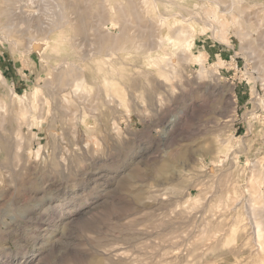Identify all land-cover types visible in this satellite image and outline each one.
<instances>
[{
    "label": "rangeland",
    "instance_id": "374dc122",
    "mask_svg": "<svg viewBox=\"0 0 264 264\" xmlns=\"http://www.w3.org/2000/svg\"><path fill=\"white\" fill-rule=\"evenodd\" d=\"M11 1L0 264H264V0Z\"/></svg>",
    "mask_w": 264,
    "mask_h": 264
},
{
    "label": "bare ground",
    "instance_id": "6f19581e",
    "mask_svg": "<svg viewBox=\"0 0 264 264\" xmlns=\"http://www.w3.org/2000/svg\"><path fill=\"white\" fill-rule=\"evenodd\" d=\"M6 1V0H5ZM8 1V0H7ZM11 1V0H10ZM44 1V0H43ZM46 1V0H45ZM48 1V0H47ZM219 1V0H218ZM11 2H14L15 4H17V5H15L14 7H12V8H17V10H16V12H20V13H23L25 10H23L22 9V0H14V1H11ZM25 2V1H24ZM36 2V1H35ZM131 2H133V1H131ZM156 2V1H155ZM172 2V1H171ZM31 3V2H30ZM78 3V2H77ZM76 3V4H77ZM101 3V2H100ZM134 3V2H133ZM132 3V4H133ZM172 3H174V2H172ZM177 3V2H176ZM10 4V3H9ZM26 4V3H25ZM37 4V3H36ZM55 4V3H54ZM57 4V3H56ZM75 4V3H74ZM93 4V3H92ZM131 4V5H132ZM171 4V3H170ZM24 6V5H23ZM29 6V5H28ZM38 6H40V4L38 5ZM44 6V5H43ZM49 6V5H48ZM134 6V5H133ZM145 6V5H144ZM25 7V6H24ZM74 7V6H73ZM135 7V6H134ZM32 8H34V7H32ZM36 8V7H35ZM38 8V7H37ZM40 8H41V6H40ZM122 8V7H121ZM6 9V8H5ZM30 9V8H29ZM102 9V8H101ZM118 9H120L119 7H118ZM226 9V8H225ZM234 9V8H233ZM14 9H12V11H13ZM43 10V9H42ZM109 10V9H108ZM123 10V9H122ZM5 11V10H4ZM3 11V12H4ZM9 11V10H8ZM15 11V10H14ZM38 11V10H37ZM41 11V10H40ZM88 11V10H87ZM6 12V11H5ZM10 12H11V10H10ZM44 12V11H43ZM123 12V11H122ZM6 14V13H5ZM14 14V13H13ZM67 14V13H66ZM115 14V13H114ZM181 14V13H180ZM17 15V14H16ZM15 15V16H16ZM28 16H27V18L28 19H31V18H33L34 19V15H35V12H28V14H27ZM39 15H41V14H39ZM72 15V14H71ZM98 15V14H97ZM159 15V14H158ZM161 15V14H160ZM101 16V15H100ZM99 16V17H100ZM138 16V15H137ZM174 16V15H173ZM21 17V16H20ZM24 17V16H23ZM13 18V17H12ZM15 18V17H14ZM98 18V17H97ZM125 18H127V17H125ZM163 18V17H162ZM32 19V20H33ZM94 19V18H93ZM165 19V18H164ZM8 20V19H7ZM36 20H37V18H36ZM126 20V19H125ZM43 21V20H42ZM114 21V20H113ZM168 21V20H167ZM34 22V21H33ZM38 22H40V21H38ZM38 22H37V24H38ZM104 22V21H103ZM128 22V21H127ZM208 22V21H207ZM36 23V22H35ZM43 23V22H42ZM42 23H39V25H44V24H42ZM97 23V22H96ZM105 23V22H104ZM122 23V22H121ZM165 23V22H164ZM98 25V24H97ZM166 25V24H165ZM11 26V25H10ZM38 26V25H37ZM58 26V25H57ZM80 26V25H79ZM124 26V25H123ZM81 27V26H80ZM83 27V26H82ZM90 27V26H89ZM139 27H141L140 25H139ZM83 29H85V28H83ZM147 29V28H146ZM43 30V29H42ZM142 30H144V29H142ZM170 30H172L171 28H170ZM170 30H168V31H170ZM80 31V30H79ZM83 31V30H82ZM85 31V30H84ZM96 31V30H95ZM125 31V30H124ZM146 31V30H145ZM150 31V30H149ZM85 32H88V31H85ZM114 32V31H113ZM121 32H122V30H121ZM49 33V32H48ZM61 33V32H60ZM84 33V32H83ZM105 33V32H104ZM103 33V34H104ZM75 34V33H74ZM77 34V33H76ZM82 34V33H81ZM84 34H86V33H84ZM103 34H101V35H103ZM114 35V34H113ZM117 35V34H116ZM115 35V36H116ZM69 36V35H68ZM114 36V37H115ZM86 37H88V35L86 34ZM106 37V36H105ZM29 38V37H28ZM37 38V37H36ZM48 38V37H47ZM102 38H104L103 36H102ZM101 38L99 37V40H100ZM153 39V38H152ZM32 40V39H31ZM33 40H35V39H33ZM187 40V39H186ZM38 41V40H37ZM51 41V40H50ZM90 41V40H89ZM93 41V40H92ZM101 41H103V40H101ZM106 41V40H105ZM105 41H104V43H105ZM115 41V40H114ZM163 41V40H162ZM68 42V41H67ZM80 42V41H79ZM113 42V41H112ZM116 42V41H115ZM147 42V41H146ZM97 43H98V41H97ZM35 44V43H34ZM40 44V43H39ZM55 44V43H54ZM115 44V43H114ZM113 43H112V46L114 45ZM117 44V43H116ZM137 44V43H136ZM50 45V44H49ZM92 45V44H91ZM96 45V44H95ZM104 45V44H103ZM102 45V46H103ZM55 46H57L56 44H55ZM110 46V45H109ZM120 46V45H119ZM183 46V45H182ZM53 47V46H52ZM86 47V46H85ZM53 48H57V47H53ZM113 49H114V47H112ZM75 49V48H74ZM96 49V48H95ZM118 49V48H117ZM140 49V48H139ZM145 49V48H144ZM59 50V49H58ZM71 51V50H70ZM76 51V50H75ZM110 51V50H109ZM148 51H150V50H148ZM58 52V51H57ZM101 53V52H100ZM111 53V52H110ZM147 53V52H146ZM158 53V52H157ZM84 54V53H83ZM88 54V53H87ZM112 54V53H111ZM110 54V55H111ZM60 55V54H59ZM92 55V54H91ZM105 55V54H104ZM109 55V54H108ZM107 55V56H108ZM116 55V54H115ZM115 55H114V57H115ZM155 56V55H154ZM92 57V56H91ZM103 57V56H102ZM161 57V56H160ZM159 57V58H160ZM62 58V57H61ZM101 58V57H100ZM120 58H122V57H120ZM157 59H158V56L156 57ZM162 58V57H161ZM188 58V57H187ZM200 57H197L196 59L197 60H199L200 61V63H201V59H199ZM119 59V58H118ZM165 59V58H164ZM184 59V58H183ZM65 61V60H64ZM117 61V60H116ZM107 62V61H106ZM83 63V62H82ZM108 63V62H107ZM106 63V64H107ZM62 64V63H61ZM65 65H66V63H64ZM131 64V63H130ZM72 65H74V64H72ZM76 65H77V63H76ZM76 65H75V67H76ZM107 65H109V64H107ZM111 65H113V64H111ZM115 65V64H114ZM114 65H113V67H114ZM78 66V65H77ZM89 66V65H88ZM93 66V65H92ZM116 66V65H115ZM171 66V65H170ZM186 66V65H185ZM57 67V66H56ZM124 67V66H123ZM174 67V66H173ZM60 68H62V67H60ZM58 69V68H57ZM74 69H78L77 67L76 68H74ZM90 69V68H89ZM84 70V69H83ZM79 71V70H78ZM80 71H82V69L80 70ZM112 71V70H111ZM59 72H60V69H59ZM71 72H72V70L71 71H66V73L68 74V75H70L71 74ZM90 72V71H89ZM105 72V71H104ZM122 72H125V71H122ZM83 73V72H82ZM102 73V72H101ZM101 73H100V75H101ZM113 73V72H112ZM115 73V72H114ZM113 73V74H114ZM158 73V72H157ZM167 73V72H166ZM181 73V72H180ZM78 74V73H77ZM94 74V73H93ZM160 74V73H159ZM75 75V74H74ZM103 75H105V74H103ZM109 75V74H108ZM110 75H112L111 74V72H110ZM121 75H123V74H121ZM128 75V74H127ZM86 76V75H85ZM2 77V74L0 73V78ZM96 77H98L97 75H96ZM107 77V76H106ZM118 77V76H117ZM130 77V76H129ZM154 77V76H153ZM71 78V77H70ZM156 78V77H155ZM57 79V78H56ZM93 79V78H92ZM107 79V78H106ZM117 79V78H116ZM149 79V78H148ZM6 80V79H5ZM59 80H61V79H59ZM94 80H96V79H93V81ZM92 81V82H93ZM106 81V80H105ZM123 81V80H122ZM57 82V81H56ZM67 82L69 83V81L67 80ZM77 82V81H76ZM218 82V81H217ZM206 83V82H205ZM13 84V83H12ZM72 84V83H71ZM99 84V83H98ZM101 84V83H100ZM125 84V83H124ZM150 84V83H149ZM158 84V83H157ZM66 85V84H65ZM69 85H70V83H69ZM79 85H77V87H78ZM10 87V90L12 89L13 90V87H11V86H9ZM125 87V86H124ZM66 88V87H65ZM144 88V87H143ZM62 89H64V88H62ZM87 89V88H86ZM85 89V90H86ZM118 89V88H117ZM117 89L115 90V87H114V91H117ZM145 89V88H144ZM74 90V89H73ZM72 90V91H73ZM85 90L83 91V92H85ZM82 91V90H81ZM124 91V90H123ZM145 91V90H144ZM12 92H15L14 90L12 91ZM76 92H77V90H76ZM99 92V91H98ZM143 93V92H142ZM90 95V94H89ZM84 96V95H83ZM86 96V95H85ZM81 98V97H80ZM109 99V98H108ZM25 100V99H24ZM32 100V99H31ZM30 101V100H29ZM68 101V100H67ZM101 101H103V99L101 100ZM107 101V100H106ZM56 102H57V100H56ZM69 102H71L70 100H69ZM73 103V102H72ZM90 103V102H89ZM57 104H58V102H57ZM91 104V103H90ZM95 104V103H94ZM93 104V105H94ZM69 105V104H68ZM111 105V104H110ZM80 106V105H79ZM91 106V105H90ZM59 107V106H58ZM81 107V106H80ZM57 108V107H56ZM87 108H89V107H87ZM69 109V108H68ZM105 109V108H104ZM74 111V110H73ZM76 111V110H75ZM80 111V110H79ZM86 111V110H85ZM105 111V110H104ZM44 113V112H43ZM96 113V112H95ZM102 113V112H101ZM43 115V114H42ZM83 115V114H82ZM102 116V115H101ZM83 119V118H82ZM81 119V120H82ZM175 120V119H174ZM170 122H172V121H170ZM173 126V125H172ZM13 135V134H12ZM20 135V134H19ZM1 136V135H0ZM2 137V136H1ZM4 138V137H3ZM5 139V138H4ZM9 141V140H8ZM0 143H1V139H0ZM7 144H8V142H7ZM2 145V144H1ZM9 145V144H8ZM18 145V144H17ZM10 147V146H9ZM18 147V146H17ZM3 148V147H2ZM6 148V147H5ZM5 148H4V151L6 152V153H8V150H5ZM11 148V147H10ZM18 149V148H17ZM4 153V152H3ZM11 153V152H10ZM5 155V154H4ZM3 155V156H4ZM8 157V156H7ZM6 158V157H5ZM22 160V159H21ZM11 165V164H10ZM234 165V164H233ZM9 167V166H8ZM63 167V166H62ZM170 167V166H169ZM225 168V167H224ZM11 169V168H10ZM20 170V169H19ZM12 173V172H11ZM35 179V178H34ZM115 180V179H114ZM55 181V180H54ZM35 185V184H34ZM132 187H134V186H132ZM136 188V187H135ZM140 193V192H139ZM138 193V194H139ZM215 195V194H214ZM43 199V198H42ZM21 200V199H20ZM44 202V201H43ZM101 202V201H100ZM30 207V206H29ZM248 209V208H247ZM49 210V209H48ZM203 211V210H202ZM261 224V223H260ZM255 227H256V225H255ZM38 241V240H37ZM22 246V245H21ZM107 253V252H106ZM8 255V254H7ZM100 260V259H99ZM100 264H101V262H100Z\"/></svg>",
    "mask_w": 264,
    "mask_h": 264
}]
</instances>
